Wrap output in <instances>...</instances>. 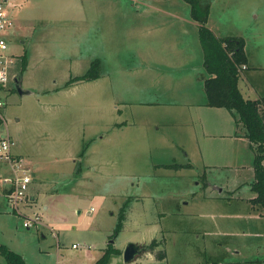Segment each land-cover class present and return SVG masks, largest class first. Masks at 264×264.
Wrapping results in <instances>:
<instances>
[{"label":"rangeland","instance_id":"1","mask_svg":"<svg viewBox=\"0 0 264 264\" xmlns=\"http://www.w3.org/2000/svg\"><path fill=\"white\" fill-rule=\"evenodd\" d=\"M209 1L212 20L224 33H243L251 57L244 73H253L250 80L264 93V0ZM7 3L15 20L12 74L20 75L29 92L20 94L13 80L3 92L0 137L13 140L11 153L28 163L31 181L27 200L15 210L7 204L8 184L0 172V243L29 264H91V254L109 244L126 202L128 218L112 244L124 248L132 239L152 235L165 257L152 259L145 252L125 263L122 254H113L108 264H264V218L209 215L239 206L245 210L226 190L219 201L191 196L204 191L206 179L219 187L240 185L236 195L251 192L252 147L235 149L237 159L229 164L204 166L184 135L193 166L164 165L183 160L177 156V103H171L177 84L174 79L152 83L142 75L147 46L132 17L141 5L136 0ZM171 5L183 9L180 0ZM96 58L100 76L65 85ZM121 121L128 122L117 126ZM5 163L0 157V166ZM35 214L40 221L24 226V218ZM245 228L262 234H242ZM237 259L253 260L225 262ZM0 264H8L1 253Z\"/></svg>","mask_w":264,"mask_h":264},{"label":"crops","instance_id":"2","mask_svg":"<svg viewBox=\"0 0 264 264\" xmlns=\"http://www.w3.org/2000/svg\"><path fill=\"white\" fill-rule=\"evenodd\" d=\"M115 1L117 4L119 3V5L122 4V0ZM173 1L177 2V0H136L137 3L135 5H141L142 8L139 9L140 7H137V12L132 16L135 20L139 21L138 24L133 25V28L142 33L143 40L147 46L145 51L147 57H144L141 66L142 75L148 78L152 83L171 84L168 79H174L177 84V93L174 95L175 102H171L177 103V156L178 154L183 156V160H179L177 157V163L190 164L189 166H181L177 169L191 168L193 166V153L188 149L186 145L187 138H185L184 135H188L189 140L193 141L194 149H196L194 154L197 156L199 155L198 157L204 166L229 164L227 160L237 159L234 154L235 149L240 150V148L244 146H252L250 145L249 139L242 133L235 134V129L237 128L235 127L234 118L225 107L205 104L206 95L204 79L207 76V72L203 58V48L198 35V21L191 16L190 5L187 1L180 0L183 9L173 8V5H171ZM211 12L212 6L210 1L207 25L212 29L215 35H237L244 38L242 35L243 33H224L212 20ZM255 16H257L256 13ZM122 17H126V15ZM13 30L14 29L11 31V45L15 42ZM20 42H23V39H20ZM244 49L248 56V61L245 67H241L240 69L238 85L245 97L253 99L259 98L264 95V93L258 91L256 85L250 80L253 73H249L248 75L244 73V70L249 67V61L251 59L249 51L246 48L245 39ZM166 101L169 100L167 99ZM158 102L159 101H151L149 103ZM117 111H121V108L118 106ZM127 122L128 121H121L117 123V126H123V124H127ZM184 126H186L185 129ZM103 137L104 136L101 135V138ZM13 154L21 155L19 153ZM0 172H8V165L6 163L4 166H0ZM211 187L216 188L218 190L217 193L209 191ZM239 187L240 185L229 186L227 183H222L219 187V184H213L206 179L205 187L203 188L204 191L198 194H191V196L197 199V201H219L223 199L222 191L226 190L229 199L236 203L245 204L244 211L242 208L240 209L239 206L231 211L220 212L218 214H209L210 212L200 214L260 221V219L264 218V210L253 206L251 198L255 196V192L252 190L251 185V192L247 195H236V190ZM30 195L31 200H35V195ZM184 203L189 204V200H185ZM127 218L126 216L125 222ZM153 228L157 229L155 225ZM208 232L209 231H204V233ZM226 232L231 233L232 231ZM240 232L249 236L262 234L261 231H251L247 228L242 229ZM152 238L156 237L151 235L139 239H132V241L145 244ZM107 242L109 243L111 241L107 239ZM113 242H115V240ZM105 247L106 244H104V246H99L96 252L91 254V264L102 255ZM118 248L123 250L122 247ZM145 252L148 253L146 255H148L149 258H155L154 253L149 250L139 255L144 256L143 253ZM138 257L139 256H136L134 260L139 259ZM252 260L253 259H237L225 262L239 263L240 261L249 262Z\"/></svg>","mask_w":264,"mask_h":264},{"label":"trees","instance_id":"3","mask_svg":"<svg viewBox=\"0 0 264 264\" xmlns=\"http://www.w3.org/2000/svg\"><path fill=\"white\" fill-rule=\"evenodd\" d=\"M190 5L191 16L198 21V35L203 48V58L207 76L204 79L205 104L225 107L233 116L235 134L246 136L254 150L253 171L254 178L250 185L255 192L251 198L253 206L264 210V95L259 98L245 97L238 85L240 69L248 61L244 49V38L237 35L217 36L207 25L210 1L185 0ZM99 59H93L80 75L71 76L65 83L90 80L99 76ZM25 67L22 61L21 68ZM239 129V130H238ZM84 154V150L81 151ZM166 167L189 166V163L177 162L164 164ZM127 204L124 202L118 213L116 225L111 237H115L124 225ZM160 241L152 238L145 243L147 249L154 253L155 258L165 257L163 249H156ZM0 253L4 255L8 264H28L22 254L0 243ZM113 254H121L112 242L104 248L102 255L93 264H108Z\"/></svg>","mask_w":264,"mask_h":264},{"label":"built area","instance_id":"4","mask_svg":"<svg viewBox=\"0 0 264 264\" xmlns=\"http://www.w3.org/2000/svg\"><path fill=\"white\" fill-rule=\"evenodd\" d=\"M7 0H0V107L5 104L3 92L8 91L9 83L13 80L12 68L15 55L11 52V31L15 25V20L10 13ZM242 67H245L243 64ZM13 140L7 134L0 137V157L8 165V172L2 177V181L7 185V204L16 210L20 201L27 200L26 191L31 181L30 166L22 157H16L11 153ZM38 214L34 217L26 216L23 225L26 227L39 222ZM53 235H57L53 227H50ZM75 245L74 243L72 244Z\"/></svg>","mask_w":264,"mask_h":264},{"label":"water","instance_id":"5","mask_svg":"<svg viewBox=\"0 0 264 264\" xmlns=\"http://www.w3.org/2000/svg\"><path fill=\"white\" fill-rule=\"evenodd\" d=\"M13 81L15 83V87L16 90L20 93H27L29 92L28 89H24L22 88L21 84H20V75H15L13 77ZM111 242L114 241V238L112 237L110 239ZM147 246L144 243H139V242H135V241H128L123 250H122V257L125 263H129L132 260H134L136 258V256H138L139 254H141L144 251H147Z\"/></svg>","mask_w":264,"mask_h":264}]
</instances>
